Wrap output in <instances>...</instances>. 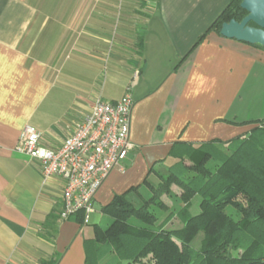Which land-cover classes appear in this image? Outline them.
<instances>
[{
    "label": "crops",
    "instance_id": "1",
    "mask_svg": "<svg viewBox=\"0 0 264 264\" xmlns=\"http://www.w3.org/2000/svg\"><path fill=\"white\" fill-rule=\"evenodd\" d=\"M231 1L0 0V264H87L93 236L82 212L61 218L65 180L16 150L27 125L58 149L97 97L131 87L135 146L96 194L103 217L115 195L149 197L177 141L234 140L264 118V48L208 30Z\"/></svg>",
    "mask_w": 264,
    "mask_h": 264
},
{
    "label": "trees",
    "instance_id": "2",
    "mask_svg": "<svg viewBox=\"0 0 264 264\" xmlns=\"http://www.w3.org/2000/svg\"><path fill=\"white\" fill-rule=\"evenodd\" d=\"M241 1L232 0L208 30L220 34L224 22L242 20ZM254 123L234 140L174 143L167 173L144 181L148 198L137 204L123 193L103 207L85 239L86 263L264 264V118ZM196 194L202 199L193 214Z\"/></svg>",
    "mask_w": 264,
    "mask_h": 264
},
{
    "label": "built area",
    "instance_id": "3",
    "mask_svg": "<svg viewBox=\"0 0 264 264\" xmlns=\"http://www.w3.org/2000/svg\"><path fill=\"white\" fill-rule=\"evenodd\" d=\"M133 106L131 87L116 101L97 97L58 149L41 145L42 133L35 127L22 130L16 150L39 162L45 182L54 176L65 180L61 218L82 212V223L88 224L105 179L115 168L125 170L123 161L135 146L130 139Z\"/></svg>",
    "mask_w": 264,
    "mask_h": 264
},
{
    "label": "water",
    "instance_id": "4",
    "mask_svg": "<svg viewBox=\"0 0 264 264\" xmlns=\"http://www.w3.org/2000/svg\"><path fill=\"white\" fill-rule=\"evenodd\" d=\"M240 6L246 11V15L240 21L231 19L224 22L220 34L226 38L264 47V0H242Z\"/></svg>",
    "mask_w": 264,
    "mask_h": 264
},
{
    "label": "rangeland",
    "instance_id": "5",
    "mask_svg": "<svg viewBox=\"0 0 264 264\" xmlns=\"http://www.w3.org/2000/svg\"><path fill=\"white\" fill-rule=\"evenodd\" d=\"M219 147L223 148V145H220ZM173 162H174V161H173ZM173 162L168 163L167 166H164V167H163L162 172H163L164 174L167 173V169H168L169 165H171ZM176 191H179V189L176 188ZM201 199H202V197H201V195H199V194H196V195L193 197V199H192V201H191V203H192V212H193V214H197V213H199V210H200V209H199V203H200ZM164 200H165L166 202H168L169 204H171V200H170V198H168V197H164ZM101 217H102V216H101V212H100V211H95V212H94L93 214H91V216H90V224L92 225V224H95V223L100 222V221H101ZM173 224H174V223H173ZM202 237H203L202 234H199V235L193 240V245H194L195 247L199 246Z\"/></svg>",
    "mask_w": 264,
    "mask_h": 264
}]
</instances>
